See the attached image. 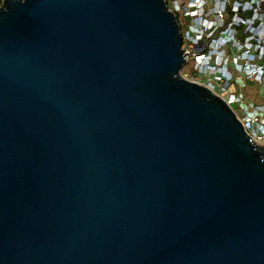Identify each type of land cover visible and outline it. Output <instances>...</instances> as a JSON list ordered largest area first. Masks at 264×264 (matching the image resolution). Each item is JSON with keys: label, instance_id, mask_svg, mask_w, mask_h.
Returning a JSON list of instances; mask_svg holds the SVG:
<instances>
[{"label": "water", "instance_id": "1", "mask_svg": "<svg viewBox=\"0 0 264 264\" xmlns=\"http://www.w3.org/2000/svg\"><path fill=\"white\" fill-rule=\"evenodd\" d=\"M184 64L164 0L3 1L0 264H264V146Z\"/></svg>", "mask_w": 264, "mask_h": 264}, {"label": "built area", "instance_id": "2", "mask_svg": "<svg viewBox=\"0 0 264 264\" xmlns=\"http://www.w3.org/2000/svg\"><path fill=\"white\" fill-rule=\"evenodd\" d=\"M164 1L180 26L185 57L181 74L224 101L247 138L262 148L264 0ZM248 87L256 95L246 94Z\"/></svg>", "mask_w": 264, "mask_h": 264}, {"label": "rangeland", "instance_id": "3", "mask_svg": "<svg viewBox=\"0 0 264 264\" xmlns=\"http://www.w3.org/2000/svg\"><path fill=\"white\" fill-rule=\"evenodd\" d=\"M181 76H182V78H184V75L181 74ZM186 78L188 79V77H186ZM184 79H185V78H184ZM187 79H186V80H187ZM247 93H248V94L250 93L252 96H254V95H256V89L253 88V87H248V92H246V94H247Z\"/></svg>", "mask_w": 264, "mask_h": 264}]
</instances>
